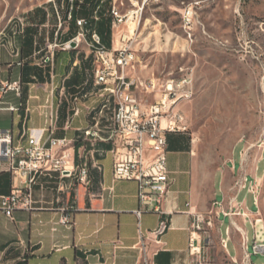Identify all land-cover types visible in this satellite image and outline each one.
I'll use <instances>...</instances> for the list:
<instances>
[{
  "label": "crops",
  "instance_id": "obj_1",
  "mask_svg": "<svg viewBox=\"0 0 264 264\" xmlns=\"http://www.w3.org/2000/svg\"><path fill=\"white\" fill-rule=\"evenodd\" d=\"M92 1L86 0L84 6L76 9L74 20L87 19V30L97 32L102 43L111 48L115 34L111 33L109 39L104 23L95 25ZM68 5L69 0H58V5L36 8L0 32V82L18 81L22 86L21 96L7 92L0 100V131L11 130L14 144L29 129L44 127L38 107L52 85L60 87L65 81L66 87L73 90L90 79V34L71 47L77 34L75 26L70 29L66 22L57 29L59 9L64 14ZM105 6L101 7L102 17L108 13ZM54 41L61 46L69 44L70 49L54 52L53 67L38 66L35 61L44 56L46 45ZM10 106L18 111H8ZM60 112L56 138L77 139L80 130L89 126L88 119L81 116L66 130L65 104ZM167 143V170L172 184L162 205V215L143 212L137 216L141 209L138 183L115 181L110 147L98 144L96 149L101 152L93 159L87 157L88 186L80 185L74 178L60 179L57 174L40 176L32 187L35 204L31 210H15L10 220L0 208V264H140V237H147L161 221L167 222L168 229L160 245L145 242L144 254L149 263L193 264L202 238L201 232L193 231V214L205 219L213 215L218 222L227 221V238H223L226 246L231 240L240 249L241 237L247 249L249 243L252 247L255 232L264 231V166L260 169L264 143L258 152L244 146L238 165L231 155L216 169L208 199L201 192L191 136L187 132L168 134ZM12 187L11 174L0 168V197L8 195ZM243 191L252 196L251 205L246 196L240 200ZM64 216L71 218L67 225L60 223ZM247 226L251 227V234Z\"/></svg>",
  "mask_w": 264,
  "mask_h": 264
},
{
  "label": "rangeland",
  "instance_id": "obj_2",
  "mask_svg": "<svg viewBox=\"0 0 264 264\" xmlns=\"http://www.w3.org/2000/svg\"><path fill=\"white\" fill-rule=\"evenodd\" d=\"M53 3L58 5V0H0V32L36 8H49ZM112 3L122 15L137 12L132 22L114 32L115 39L127 36L138 56L135 70L127 72L129 77L142 82L154 80L159 84L157 89L168 83L176 88L185 76L192 82V95L179 99L175 111L183 117L194 141L201 192L208 199L215 170L231 155L238 165L244 146L258 152L264 143V0ZM187 9L193 12L190 26L183 24L182 12ZM107 10L109 16V7ZM161 93L136 91L142 108L154 104ZM263 166L264 161L260 169ZM244 196L251 205L252 196L243 191L240 200ZM219 222L213 215L205 219L201 247L193 264H264V255L253 254L251 243L247 258L240 236V249L231 240L225 249L228 222ZM247 230L252 233L250 226ZM145 261L148 256L142 253L140 264Z\"/></svg>",
  "mask_w": 264,
  "mask_h": 264
},
{
  "label": "built area",
  "instance_id": "obj_3",
  "mask_svg": "<svg viewBox=\"0 0 264 264\" xmlns=\"http://www.w3.org/2000/svg\"><path fill=\"white\" fill-rule=\"evenodd\" d=\"M84 0H80L82 4ZM66 22L71 21L73 0ZM184 26H190L193 12L190 9L183 12ZM137 12L131 11L126 15L119 13L112 3L109 16L111 18V33L121 25L132 22ZM59 28L63 22L57 14ZM93 19L99 20L97 10ZM77 34L71 41L78 45L85 41L90 34L88 43L92 51V71L90 79L83 85L68 89L65 81L61 86L52 85L44 103L38 107L44 119V127L29 129L23 133L14 144L11 130L0 131V168L10 173L13 180L11 192L0 197V208L10 220L15 210H31L35 201L32 187L37 178L57 174L60 179L74 178L82 186L89 185L88 159H93L98 144L109 145L108 153L112 160V173L115 181H135L138 183L137 198L143 212H153L162 215V205L170 193L172 180L167 170L168 143L167 135L186 133L183 117L176 110L179 99L192 95L191 80L183 77L173 88L168 83L157 89L159 84L154 80L142 82L139 78L129 77L127 72L133 71L139 63L138 56L133 50V43L127 36L116 39L111 48H107L97 32L87 30L88 20H75ZM58 49H70V45L61 46L54 41L45 47V54L35 61L38 66L53 67L54 52ZM19 66L22 62L18 63ZM144 89L148 93L162 91L158 100L149 106L141 107L136 91ZM7 92L21 96L22 86L18 81L0 82V100ZM55 92H58V102H55ZM66 105L65 129L70 128L74 119L85 116L89 126L80 130L77 139L56 138L60 107ZM8 111L17 112L18 108L8 107ZM192 225L194 233L202 232L205 218L193 214ZM71 218L64 216L60 219L63 225L69 224ZM210 223L208 222L207 225ZM168 225L161 221L156 230L147 237H140L139 252L146 253L145 242L160 245L161 237L166 233ZM226 249V242L223 241ZM247 258L248 249L243 243ZM255 255H264V231L255 232L252 245ZM149 264V261H145Z\"/></svg>",
  "mask_w": 264,
  "mask_h": 264
},
{
  "label": "trees",
  "instance_id": "obj_4",
  "mask_svg": "<svg viewBox=\"0 0 264 264\" xmlns=\"http://www.w3.org/2000/svg\"><path fill=\"white\" fill-rule=\"evenodd\" d=\"M110 3H112V0H93L92 1V4H91V7L95 10H97V14L99 16V20L97 22H95V25H100L102 23H104V26H106V35L107 37L110 39L111 37V18L110 16H106V17H102L101 14H100V11H101V7L105 4V10H107V8L111 7ZM86 4V0H84L82 2V4L80 3V0H73V3H72V6H73V10L71 12V21L70 22H67L68 26H70V29H71V26H75V20H74V13L76 11V9L79 7L81 8L82 6H84ZM69 6H70V3L68 5V7L66 8V11L64 14H62L63 16L61 17L63 23L65 24L66 23V19H67V14H68V11H69ZM104 10V12H105ZM93 11V12H94ZM88 26H89V22H88ZM76 28V26H75ZM69 29V30H70ZM101 38V37H100ZM61 112H59V115H60Z\"/></svg>",
  "mask_w": 264,
  "mask_h": 264
},
{
  "label": "water",
  "instance_id": "obj_5",
  "mask_svg": "<svg viewBox=\"0 0 264 264\" xmlns=\"http://www.w3.org/2000/svg\"><path fill=\"white\" fill-rule=\"evenodd\" d=\"M71 47H74V43H73V44H71Z\"/></svg>",
  "mask_w": 264,
  "mask_h": 264
}]
</instances>
